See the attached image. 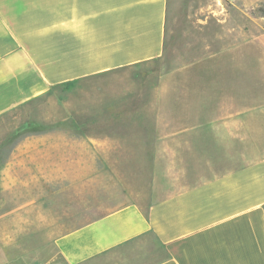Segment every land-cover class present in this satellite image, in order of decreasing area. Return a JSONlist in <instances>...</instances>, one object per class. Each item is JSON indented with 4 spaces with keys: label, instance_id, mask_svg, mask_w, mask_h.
I'll list each match as a JSON object with an SVG mask.
<instances>
[{
    "label": "crops",
    "instance_id": "1",
    "mask_svg": "<svg viewBox=\"0 0 264 264\" xmlns=\"http://www.w3.org/2000/svg\"><path fill=\"white\" fill-rule=\"evenodd\" d=\"M167 10L168 0H0V115L161 57ZM94 97L105 136L128 139L112 144L118 153L173 154L176 172L145 209L130 201L55 236L66 264L111 253L127 264H264V124L249 122L264 119V100L157 101L148 114L146 77Z\"/></svg>",
    "mask_w": 264,
    "mask_h": 264
},
{
    "label": "rangeland",
    "instance_id": "2",
    "mask_svg": "<svg viewBox=\"0 0 264 264\" xmlns=\"http://www.w3.org/2000/svg\"><path fill=\"white\" fill-rule=\"evenodd\" d=\"M263 35L264 0H168L161 57L129 73L60 85L2 113L0 264H66L55 236L130 201L145 209L175 176L176 155L146 153L144 162V155L118 153L112 144L128 139L105 136L111 122L94 119L98 88L146 77L148 114L157 101H263ZM261 118L249 122L264 124ZM127 263L113 253L95 262Z\"/></svg>",
    "mask_w": 264,
    "mask_h": 264
}]
</instances>
